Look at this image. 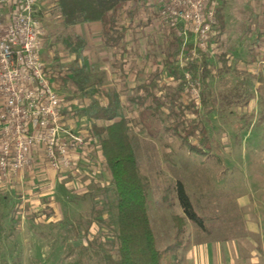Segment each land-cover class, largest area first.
I'll use <instances>...</instances> for the list:
<instances>
[{
	"label": "rangeland",
	"instance_id": "374dc122",
	"mask_svg": "<svg viewBox=\"0 0 264 264\" xmlns=\"http://www.w3.org/2000/svg\"><path fill=\"white\" fill-rule=\"evenodd\" d=\"M219 2L222 20L228 24L226 27L231 36H235L243 30L242 23L245 24L242 21L244 17L241 19V15L245 14L241 0ZM254 5L257 9L260 7V3L254 2ZM143 12L146 15L147 11L143 9ZM45 14L41 19L46 34L40 57L63 105L67 107L63 121L78 117L82 118V124L87 123L91 120L88 111L95 103L102 101L103 90L115 87L121 91L129 137L147 191L146 207L156 247L164 250L168 245L173 246L182 235H176L172 221V215H184L175 196L177 180L184 184L205 226L208 217L233 218L235 210L231 203L234 191L242 185L234 172H225L224 160L228 158L218 157V147L213 145L208 152H194L183 145L179 134L182 119L185 122L189 118H198L202 124L218 121V114L206 111L210 105L208 99L212 96V90L218 87V81L209 77L207 87L202 89L200 86L207 103L202 105L197 100V114L184 108L183 115H177L174 112L175 104L172 107L164 105L161 110L162 126L156 136L148 135L135 123L136 104L128 99L136 93L135 86L150 77L158 84L157 93L160 95H164L166 90L176 89L179 81L169 78L173 76L170 66L180 57V51H185L190 44V36L185 40L180 39L172 32L167 33L156 22L136 23L137 30L133 31L137 32V39L134 47L123 55L127 62L123 69L119 61L122 58H119V54L123 52L120 42L105 45L100 39L101 34L86 30L84 24H80L76 30L84 35L88 43L80 60L86 71L96 79V82L86 84L80 90L69 78V67L77 52L64 47L60 40L65 28L58 13L52 9ZM213 40L224 42L220 34ZM205 54L213 59L221 57L214 48ZM187 98L180 97L177 101L186 103ZM216 103L217 99L212 105ZM102 122L99 120L98 123ZM91 136L87 148L73 155L74 165L70 170H60L56 180H43L45 184L41 190L46 193L35 198L39 205H43L40 210L23 214L21 218L18 212L15 215L13 212V203L17 202L18 196L12 193L3 199L0 197V202H3V205L0 204V221L3 225V228L0 227V264H105V253L113 252L114 211L109 190L110 175L101 156L99 141L94 135ZM191 139L195 142L193 137ZM39 182L42 180L35 181L36 191H40L37 186ZM162 205H166V209L163 210ZM185 219L182 233L193 227L192 222ZM27 245L29 247L25 249Z\"/></svg>",
	"mask_w": 264,
	"mask_h": 264
},
{
	"label": "crops",
	"instance_id": "0c3cea01",
	"mask_svg": "<svg viewBox=\"0 0 264 264\" xmlns=\"http://www.w3.org/2000/svg\"><path fill=\"white\" fill-rule=\"evenodd\" d=\"M254 2L258 5L260 3L258 9ZM36 3L41 19L52 9L58 13L55 0H36ZM241 5L245 10V14H242L244 16L241 15L245 22L242 23L243 30L231 36L226 27L228 24H224L220 16L217 29L224 42H221L222 51L217 54L221 57L213 59L204 53L209 77L218 81V87L212 90L213 93L211 91L212 96L208 99L210 105L206 111L219 115L218 121L211 120L204 126L211 144L218 147V157L228 158L224 160L225 172H234L242 185L234 191L231 203L235 210L234 217H208V223L202 229L192 223L190 231L181 233L179 245L169 256L170 264H264V0H241ZM217 7L221 8V5ZM143 9L147 11L146 15ZM2 11L3 8L0 7V12ZM148 12V8L141 5L134 8L127 4L122 6L116 28L122 27L124 30L120 40V50L123 49V52L119 54V58L122 56L119 61L122 62L123 69L127 65L123 55L134 47L137 39L138 34L133 31L137 30L136 23L156 22L147 16ZM59 20L62 21L60 16ZM80 24H84L86 30H94L99 34L101 26L97 21L73 26L74 31L86 41L81 52L83 57L88 43L84 35L76 30V26ZM77 60L79 64H83L80 58ZM174 64H177L176 61ZM215 99L217 105L214 106L212 104ZM66 112L67 107L64 106L63 116ZM81 122L82 118L75 117L64 123L75 130L81 127ZM32 158L30 166L7 180H0L1 199L12 193L18 196L17 202L13 203V212L14 215L18 212L21 218L23 214L28 215L31 211L42 208L43 205H39L35 198L46 193L41 190L45 184L43 180L59 178V170L51 168L40 154L34 153ZM37 179L42 180L37 185L40 191L34 189ZM0 204L3 205V202ZM164 208L166 209V205H162L163 210ZM185 220L184 218V223ZM2 226L0 221V227L3 228ZM171 231L174 236V227ZM28 247L27 245L25 249Z\"/></svg>",
	"mask_w": 264,
	"mask_h": 264
},
{
	"label": "trees",
	"instance_id": "16d2710c",
	"mask_svg": "<svg viewBox=\"0 0 264 264\" xmlns=\"http://www.w3.org/2000/svg\"><path fill=\"white\" fill-rule=\"evenodd\" d=\"M129 0H55V7L65 26V32L60 38L64 47L77 52L76 59L70 65L72 83L80 90L86 84L96 82L93 74L86 71L78 58L86 45L83 37L74 31L78 23L97 21L101 26V40L105 45L120 42L123 29L116 28L122 6ZM215 15L220 21L221 14L216 7ZM189 62L183 67L199 79L201 88L207 87L209 67L204 56ZM170 68L175 78L182 77V68L172 63ZM98 80V79H97ZM65 81V79H64ZM184 80H179L174 91L166 90L164 95L157 93L158 84L153 77L135 86L136 93L128 99L136 104L137 115L135 123L139 124L150 136H156L162 126L161 110L164 105L174 106L177 115H183L184 108L197 114V100L190 99L186 103L178 102L182 97ZM121 91L115 87L102 91V101L95 103L88 111L90 133L97 137L101 155L110 175L109 190L112 194L111 206L114 214L113 252L105 253V264H170V254L179 245V239L168 245L164 250L156 247L155 237L150 225L146 207L147 191L142 183L135 151L128 133V119L124 115ZM207 103L200 89L199 101ZM63 115V113H62ZM96 120L103 121L97 123ZM184 146L194 152H208L212 144L208 131L200 119L189 118L181 121L179 129ZM195 139L192 142L191 138ZM175 196L184 216L172 215L176 235L183 231L184 218H187L199 228H204V219L195 210L194 203L185 190L182 181L175 182ZM194 204V205H193ZM179 237V236H178Z\"/></svg>",
	"mask_w": 264,
	"mask_h": 264
},
{
	"label": "built area",
	"instance_id": "2783aa9c",
	"mask_svg": "<svg viewBox=\"0 0 264 264\" xmlns=\"http://www.w3.org/2000/svg\"><path fill=\"white\" fill-rule=\"evenodd\" d=\"M219 1L129 0L125 4L147 7V16L167 33L184 40L190 36V44L176 60L183 69L201 52L222 51L221 42L213 40L219 34L215 15ZM0 7V180L30 166L34 153L55 170H70L73 155L87 148L92 137L91 123L75 130L65 126L63 102L40 57L46 31L36 0H0ZM262 18L264 28V9ZM169 78L184 80L181 99H199L200 82L190 71L184 68L182 77Z\"/></svg>",
	"mask_w": 264,
	"mask_h": 264
}]
</instances>
